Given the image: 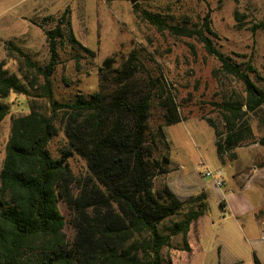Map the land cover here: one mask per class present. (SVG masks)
<instances>
[{
	"label": "trees",
	"instance_id": "1",
	"mask_svg": "<svg viewBox=\"0 0 264 264\" xmlns=\"http://www.w3.org/2000/svg\"><path fill=\"white\" fill-rule=\"evenodd\" d=\"M133 6L137 9V2ZM68 11L44 31L49 60L43 69L17 49L27 68L43 76L42 96L49 111L32 107L11 119L0 169V264H171L164 260L163 249L181 235V249L192 250L188 231L206 213L207 200L204 191L181 199L159 181L170 172L164 127L182 121L174 97L163 75H154L131 51L118 64L114 56L101 62L96 90L54 100L49 78L59 43L64 40L76 52L94 56V50L75 37ZM141 17L160 30L195 36L221 70L244 85L245 100L223 103L225 129L220 139L207 120L215 129L221 163L226 162L225 152L245 133L250 135L246 118L256 111L262 112L258 142L264 146V90L250 77L252 65L223 54L202 29L171 25L158 12L142 10ZM207 33L213 34L209 28ZM10 92L27 93V85L0 64V123L8 114L4 99ZM156 104L161 107L160 123L151 127ZM60 129L65 145L54 155L49 143ZM73 156L84 161L83 171H73L68 161ZM61 202L69 210L71 237L64 230ZM254 264H262L256 256Z\"/></svg>",
	"mask_w": 264,
	"mask_h": 264
},
{
	"label": "rangeland",
	"instance_id": "2",
	"mask_svg": "<svg viewBox=\"0 0 264 264\" xmlns=\"http://www.w3.org/2000/svg\"><path fill=\"white\" fill-rule=\"evenodd\" d=\"M136 2L137 9L133 6ZM66 9L75 37L93 49L94 56L81 50L76 52L64 40L59 43L57 63L49 78L54 100L63 102L73 99L78 92L88 94L96 90L97 68L101 62L114 56L118 64L134 51L145 68L154 75H163L182 117L181 122L164 127L170 146L171 176L185 177L193 186L208 190L209 195L206 213L195 224L198 235L193 232L190 235L192 250L184 252L182 236L177 235L172 238V245L163 249L164 260L171 264H254L256 256L264 262V241L260 239L258 222L249 213L236 217L223 211L214 193L212 178L200 174L205 169H220L222 176L228 177L236 170V163L224 164L217 158L214 130L220 132V139L225 129L223 103L245 100L244 85L225 74L219 61L206 52L195 36L160 30L141 17L142 10L158 12L171 25L202 29L223 54L237 63L249 62L255 70L250 77L264 90V0H135L134 3L129 0H0V64L20 77L28 91L10 92L4 99L8 114L0 123V169L12 117L26 114L32 107L49 111L48 100L42 96L43 76L35 68H27L17 49L43 69L49 60L44 31L56 26ZM207 28L213 34H208ZM160 114L161 107L152 105L151 127L160 123ZM255 114L246 118L250 135L245 133L234 149L225 152V163L238 156L248 163V152L255 153L258 161L264 162V146L258 142L263 133L262 112ZM207 120L214 123L215 129ZM64 145L60 129L51 139L49 149L56 155ZM68 161L75 173L84 170V161L79 157L73 156ZM166 177L167 174L159 181ZM222 189L226 190L223 186ZM240 193L252 205L264 199V190L257 184ZM60 208L66 220L64 230L71 237L69 210L63 202Z\"/></svg>",
	"mask_w": 264,
	"mask_h": 264
},
{
	"label": "crops",
	"instance_id": "3",
	"mask_svg": "<svg viewBox=\"0 0 264 264\" xmlns=\"http://www.w3.org/2000/svg\"><path fill=\"white\" fill-rule=\"evenodd\" d=\"M248 153L250 155V157H248V163L243 162L239 156L232 162L224 163L229 165L232 163L237 164L235 171L230 172L228 177H223L222 186L226 188L225 191H223L222 186L216 188L212 184V187L223 211L231 212L236 217L246 213L252 214L254 220L259 224L258 227L261 236V232L264 230V211L261 208L262 206L264 207V199L260 203L256 202V205H252L248 202L246 197L240 193V190L252 189L255 184L261 186L262 190H264V162L258 161L255 153ZM257 163L261 164L260 167H258ZM164 183H166L181 199L188 197L189 195L197 194L201 191H204L207 194V197L209 195L208 190H205L203 187L193 186L185 177L171 176V172L167 174ZM201 218L202 216L190 226L187 235L189 245L191 233L193 232L195 236L198 235L197 229L195 230V224H198L197 222H199ZM260 262H262L261 259ZM262 263L264 264V262Z\"/></svg>",
	"mask_w": 264,
	"mask_h": 264
},
{
	"label": "built area",
	"instance_id": "4",
	"mask_svg": "<svg viewBox=\"0 0 264 264\" xmlns=\"http://www.w3.org/2000/svg\"><path fill=\"white\" fill-rule=\"evenodd\" d=\"M203 176L211 177L212 178V184L216 188H220L223 185V176L220 169L216 170H209L205 169L200 172ZM260 239L264 241V230L261 232Z\"/></svg>",
	"mask_w": 264,
	"mask_h": 264
},
{
	"label": "water",
	"instance_id": "5",
	"mask_svg": "<svg viewBox=\"0 0 264 264\" xmlns=\"http://www.w3.org/2000/svg\"><path fill=\"white\" fill-rule=\"evenodd\" d=\"M130 2H131V3H134V2H135V0H130Z\"/></svg>",
	"mask_w": 264,
	"mask_h": 264
}]
</instances>
